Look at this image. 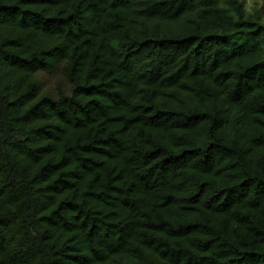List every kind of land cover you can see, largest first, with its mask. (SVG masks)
I'll return each instance as SVG.
<instances>
[{
	"label": "trees",
	"instance_id": "16d2710c",
	"mask_svg": "<svg viewBox=\"0 0 264 264\" xmlns=\"http://www.w3.org/2000/svg\"><path fill=\"white\" fill-rule=\"evenodd\" d=\"M0 264H264L242 0H0Z\"/></svg>",
	"mask_w": 264,
	"mask_h": 264
},
{
	"label": "rangeland",
	"instance_id": "374dc122",
	"mask_svg": "<svg viewBox=\"0 0 264 264\" xmlns=\"http://www.w3.org/2000/svg\"><path fill=\"white\" fill-rule=\"evenodd\" d=\"M246 14L252 17H259L260 21L264 23V0H242ZM42 90H49L55 94L56 86L61 79L60 75L50 76L46 73L38 75ZM63 82V81H62ZM63 85L66 86L65 82Z\"/></svg>",
	"mask_w": 264,
	"mask_h": 264
}]
</instances>
